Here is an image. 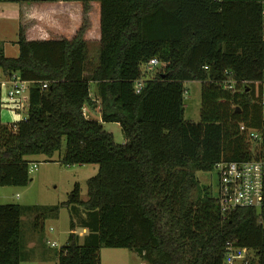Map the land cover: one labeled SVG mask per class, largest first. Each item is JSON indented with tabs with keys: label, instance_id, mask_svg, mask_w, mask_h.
I'll use <instances>...</instances> for the list:
<instances>
[{
	"label": "trees",
	"instance_id": "trees-1",
	"mask_svg": "<svg viewBox=\"0 0 264 264\" xmlns=\"http://www.w3.org/2000/svg\"><path fill=\"white\" fill-rule=\"evenodd\" d=\"M56 1L83 5L72 39L30 40L21 27L19 56L0 48V70L34 81L28 117L0 122V186H28L27 158H52L64 140L63 164L99 171L87 181L85 201L76 184L60 205H0V264L29 260L24 214H37L42 240L46 219L62 206L85 209L88 234L81 243L72 220L57 264H101L102 247L130 249L145 264H223L230 243L256 250L264 264V208L223 213L196 176L222 161L264 160V0ZM92 2L101 5L97 63L85 38ZM154 58L160 66L149 77L143 66ZM194 81L201 82L200 122L185 118V84ZM96 99L100 120L84 114ZM105 123L120 124L124 144Z\"/></svg>",
	"mask_w": 264,
	"mask_h": 264
},
{
	"label": "rangeland",
	"instance_id": "rangeland-1",
	"mask_svg": "<svg viewBox=\"0 0 264 264\" xmlns=\"http://www.w3.org/2000/svg\"><path fill=\"white\" fill-rule=\"evenodd\" d=\"M46 2H48L46 4L53 3V1ZM21 3L23 2L0 1V48L4 49L6 56L9 58L19 56V47L16 42L21 27L28 26L26 33L33 34L34 32L41 33L40 29L43 30L48 23L54 26L61 23L52 20L56 13L43 5L45 4L43 1L34 3L36 5L28 6L29 8L21 6ZM93 36L95 37L89 44L90 60L92 63H97L101 47L100 31L95 32ZM156 72L155 69L153 72L148 73V76H155ZM185 86L187 88L185 118L187 121L200 122L201 82H188ZM92 89L95 93L96 85H93ZM1 101L7 102L5 91ZM86 106L89 107L88 104ZM27 117L28 111L17 112L16 106L13 104L0 105V122L3 124H16ZM104 127L105 130L113 133L116 143H125V136L119 123H106ZM66 149L67 143L64 140L61 152L56 153L52 158L44 155L28 157L27 159L30 161V183L25 187L0 186V205L19 204L38 207L60 205L67 201L76 184L81 187L82 200H87V181L98 173L99 166L97 164L71 166L63 164L61 159L64 157ZM196 176L200 184L205 188L207 187L213 197L218 198V171L216 169L208 172L199 171L196 172ZM36 215V213H26L22 217V241L29 257L28 262L25 264H57L54 253L59 249L51 247L48 241L57 242L61 247L64 246L71 231L72 220L78 225L76 233L79 235L81 243L88 234V230L81 227L82 221L87 219V213L83 207L78 206L77 211V209L62 206L57 217L46 219L44 231L41 233L42 240H40L39 234L36 233ZM51 228L53 231H51ZM33 250L34 258L32 257ZM40 257L42 259L45 257L43 259L45 261H40ZM100 258L101 264H145L137 253L126 248L102 247Z\"/></svg>",
	"mask_w": 264,
	"mask_h": 264
},
{
	"label": "built area",
	"instance_id": "built-area-1",
	"mask_svg": "<svg viewBox=\"0 0 264 264\" xmlns=\"http://www.w3.org/2000/svg\"><path fill=\"white\" fill-rule=\"evenodd\" d=\"M0 1H42V0H0ZM56 1V0H46ZM264 17V2H263ZM160 66L157 58L144 65L145 72L151 73ZM207 68V67H206ZM262 84V112L264 117V81ZM34 81L23 79L19 73H7L0 70V105L13 104L17 112H26L30 106V90ZM48 82L43 83V88L48 87ZM233 85V83H232ZM230 85V87H232ZM142 89V80L136 81V91ZM4 91L7 102L1 101ZM242 132H248L249 138L254 142H261L262 135L258 130L248 129L241 125ZM219 173V196L217 199L223 213L238 208H264V160L249 161H222L216 164ZM51 231L53 229L51 228ZM51 247L60 249L57 242H51ZM223 264H259V255L256 250L230 243L225 248Z\"/></svg>",
	"mask_w": 264,
	"mask_h": 264
},
{
	"label": "crops",
	"instance_id": "crops-1",
	"mask_svg": "<svg viewBox=\"0 0 264 264\" xmlns=\"http://www.w3.org/2000/svg\"><path fill=\"white\" fill-rule=\"evenodd\" d=\"M37 2L39 1H24L23 3H21V6H24L25 8H29L28 6L36 5L34 3ZM43 3H45L43 5H46L50 11L56 13V15L52 17V20L56 23L57 22H61V23L55 24V26L53 24L48 23L43 30L40 29L41 33L39 32H34L35 34L26 33L28 39L30 40H50V39H61V38L72 39L77 34L80 27L82 26V21H83L82 3L59 2V1H53L52 4L51 3L46 4L48 3L46 1H43ZM89 16H90L91 24L85 34V38L91 42L95 37L93 36L95 32L99 30L101 35V5L99 2H92V10ZM25 28L27 30L28 26ZM96 101L98 103V106H96V108L94 109H92L90 106L89 107L85 106L84 114L86 115V117L100 120L101 108L99 106V101L97 99ZM43 259H45V257ZM43 259L40 257V261H45Z\"/></svg>",
	"mask_w": 264,
	"mask_h": 264
},
{
	"label": "water",
	"instance_id": "water-1",
	"mask_svg": "<svg viewBox=\"0 0 264 264\" xmlns=\"http://www.w3.org/2000/svg\"><path fill=\"white\" fill-rule=\"evenodd\" d=\"M42 1H46V0H42Z\"/></svg>",
	"mask_w": 264,
	"mask_h": 264
}]
</instances>
